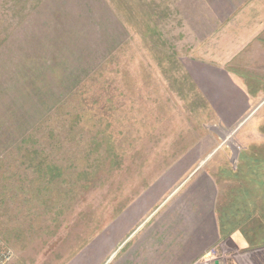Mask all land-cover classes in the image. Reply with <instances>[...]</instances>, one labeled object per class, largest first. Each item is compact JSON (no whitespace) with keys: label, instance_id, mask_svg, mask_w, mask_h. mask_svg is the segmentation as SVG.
I'll use <instances>...</instances> for the list:
<instances>
[{"label":"rangeland","instance_id":"374dc122","mask_svg":"<svg viewBox=\"0 0 264 264\" xmlns=\"http://www.w3.org/2000/svg\"><path fill=\"white\" fill-rule=\"evenodd\" d=\"M93 1L0 0V238L15 254L9 264H111L186 195L212 211L201 231L216 236L195 264H264V248L242 237L244 227L264 238V31L247 44L222 0H102L125 40L102 59L100 34L113 29L99 9L89 15ZM57 32L80 35L82 58H58L81 80L70 93L57 83L58 61L33 49L35 35ZM196 65L248 90L246 122L221 120L189 73Z\"/></svg>","mask_w":264,"mask_h":264},{"label":"crops","instance_id":"0c3cea01","mask_svg":"<svg viewBox=\"0 0 264 264\" xmlns=\"http://www.w3.org/2000/svg\"><path fill=\"white\" fill-rule=\"evenodd\" d=\"M93 2L94 4L89 9V15L90 11L99 9L103 19L109 21V27L113 29V33H110L109 30L108 33L100 34L98 42L101 45L97 52L102 59L114 57L118 54V48L125 44V40L122 38V23L116 18V15L112 16L109 13L107 10L109 7L105 6L102 0ZM222 2L225 5L226 21L230 23L232 22L231 19H235L238 24L239 21L242 22L241 30H244L248 36L247 41L249 43L247 44H250L251 39L256 37L254 32L264 31V0H222ZM237 16L241 18L239 19ZM211 21L212 19H210ZM76 28L79 29L80 25H76ZM79 39V33H76L75 37V32H71L69 35L57 32L44 37L35 35L33 38L34 50H44L46 55L43 56L45 58H55L58 61L57 71L61 72L56 75V79H58L57 83L61 84L60 87L66 82V86L62 88V91L66 93H70L75 85L81 83V80L73 68L69 73L70 75L67 73L65 75L62 66L66 62L62 63L58 58H82L79 50L80 43L77 42ZM69 45H71L70 49H74L76 45V55L69 53L70 50L67 48ZM43 46L47 50L49 48L54 49L53 53L51 54L48 50L49 53L45 48L42 49ZM85 50L86 54L90 51L87 48ZM35 55L31 56L34 57ZM0 67L2 66L0 65ZM93 67L90 64L88 69L91 71ZM189 73L198 82L201 89L205 90L209 101L214 105L219 117L227 126H235L249 119L253 99L243 85H235L225 73L209 72L208 69H203L197 65L193 66ZM206 77L209 79V84L203 85V79ZM65 88L67 89L63 90ZM186 198L185 202L174 204L167 210V213L157 217V221L151 222L150 225L148 222L146 224L142 222L144 224L136 232L134 239L132 238L133 240L131 239L127 247L121 248L115 254L111 264H195L203 253L208 251L207 247L203 246V242L215 241L216 236L212 237L207 229L201 231V226H207L201 225L203 213L207 217L212 211L208 212V208H206L202 212L196 206L195 199H191L188 195ZM84 262L83 259L82 264Z\"/></svg>","mask_w":264,"mask_h":264},{"label":"trees","instance_id":"16d2710c","mask_svg":"<svg viewBox=\"0 0 264 264\" xmlns=\"http://www.w3.org/2000/svg\"><path fill=\"white\" fill-rule=\"evenodd\" d=\"M242 231V237L246 238L244 242H246L247 247L250 245L253 248H264V238L260 236V230H258V228L249 231V229L247 230L243 227Z\"/></svg>","mask_w":264,"mask_h":264},{"label":"built area","instance_id":"2783aa9c","mask_svg":"<svg viewBox=\"0 0 264 264\" xmlns=\"http://www.w3.org/2000/svg\"><path fill=\"white\" fill-rule=\"evenodd\" d=\"M15 257L14 252L3 244L0 238V264H9Z\"/></svg>","mask_w":264,"mask_h":264}]
</instances>
